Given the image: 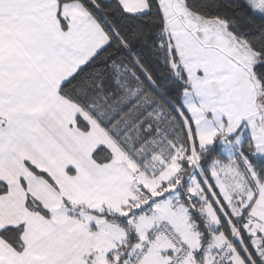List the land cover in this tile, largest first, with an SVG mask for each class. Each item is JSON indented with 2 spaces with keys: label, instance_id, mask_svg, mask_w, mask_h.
Masks as SVG:
<instances>
[{
  "label": "snow or ice",
  "instance_id": "obj_1",
  "mask_svg": "<svg viewBox=\"0 0 264 264\" xmlns=\"http://www.w3.org/2000/svg\"><path fill=\"white\" fill-rule=\"evenodd\" d=\"M0 264H264V0H0Z\"/></svg>",
  "mask_w": 264,
  "mask_h": 264
}]
</instances>
